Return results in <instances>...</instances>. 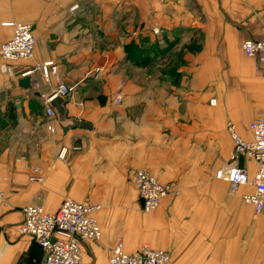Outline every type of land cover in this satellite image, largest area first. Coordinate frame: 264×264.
<instances>
[{
  "label": "crops",
  "instance_id": "1",
  "mask_svg": "<svg viewBox=\"0 0 264 264\" xmlns=\"http://www.w3.org/2000/svg\"><path fill=\"white\" fill-rule=\"evenodd\" d=\"M8 22L31 25L35 45L27 60L0 56V264H44L24 209L66 199L101 206L102 236L80 264H109L119 242L165 250L169 264H264V207L243 198L254 188L216 175L232 164L229 125L251 140L263 114L264 71L242 46L264 40V0H0V45ZM138 170L178 194L144 210Z\"/></svg>",
  "mask_w": 264,
  "mask_h": 264
},
{
  "label": "built area",
  "instance_id": "2",
  "mask_svg": "<svg viewBox=\"0 0 264 264\" xmlns=\"http://www.w3.org/2000/svg\"><path fill=\"white\" fill-rule=\"evenodd\" d=\"M4 25L13 29L12 37L0 45V56L8 61L27 60L32 58L35 37L33 27L26 23L8 22ZM159 34V29H154ZM243 50L249 57L257 59L264 71V40H247L243 43ZM44 74H48V66H44ZM60 94L66 93L64 86L60 87ZM116 102L121 100L116 98ZM215 104V100H212ZM52 114L51 110H48ZM251 140H245L236 131V127L229 125L234 148L231 155L232 164L217 171V178L226 180L232 190L239 187H253V191L244 194V201L252 204L257 212L264 207V110L262 117L250 124ZM253 159L258 163V170L253 177L238 166L242 158ZM134 185L142 200L144 210L152 211L158 208L161 200L168 196L173 187L160 183L146 170H138L133 176ZM2 193L0 192V201ZM101 209L96 203L77 202L66 199L57 211L47 212L42 206L29 205L24 209V219L21 232L29 235L45 250L44 264H80L82 261L84 242L99 240L102 236L101 227L95 213ZM171 255L165 250L155 249L144 244L134 254L125 252L124 245L119 242L109 264H169Z\"/></svg>",
  "mask_w": 264,
  "mask_h": 264
},
{
  "label": "trees",
  "instance_id": "3",
  "mask_svg": "<svg viewBox=\"0 0 264 264\" xmlns=\"http://www.w3.org/2000/svg\"><path fill=\"white\" fill-rule=\"evenodd\" d=\"M126 52L130 59H137L138 65H144L146 62V48L140 44H136L135 42H131L126 46Z\"/></svg>",
  "mask_w": 264,
  "mask_h": 264
},
{
  "label": "water",
  "instance_id": "4",
  "mask_svg": "<svg viewBox=\"0 0 264 264\" xmlns=\"http://www.w3.org/2000/svg\"><path fill=\"white\" fill-rule=\"evenodd\" d=\"M29 81L28 78L24 79V83L27 84ZM64 97L61 95H56L52 98L50 104L57 110L58 113L60 114H64V108H63V104H64ZM142 205L144 206V200H141Z\"/></svg>",
  "mask_w": 264,
  "mask_h": 264
},
{
  "label": "rangeland",
  "instance_id": "5",
  "mask_svg": "<svg viewBox=\"0 0 264 264\" xmlns=\"http://www.w3.org/2000/svg\"><path fill=\"white\" fill-rule=\"evenodd\" d=\"M133 183H134V182H133ZM175 193L178 194V191L176 192L175 189L173 188V189H172V192H171L170 194H175Z\"/></svg>",
  "mask_w": 264,
  "mask_h": 264
}]
</instances>
